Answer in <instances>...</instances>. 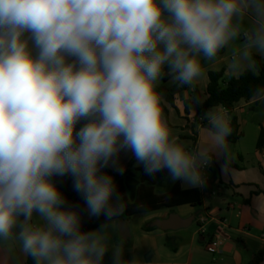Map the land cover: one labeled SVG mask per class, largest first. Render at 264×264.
<instances>
[{"label":"clouds","instance_id":"1","mask_svg":"<svg viewBox=\"0 0 264 264\" xmlns=\"http://www.w3.org/2000/svg\"><path fill=\"white\" fill-rule=\"evenodd\" d=\"M223 50L233 76L259 74L264 0H0V253L143 264L112 236L127 209L121 158L186 189L206 188L216 163L228 171L229 110L204 109L192 146L157 91L165 75L193 85ZM252 92L264 99V87ZM251 201L264 223V192Z\"/></svg>","mask_w":264,"mask_h":264},{"label":"crops","instance_id":"2","mask_svg":"<svg viewBox=\"0 0 264 264\" xmlns=\"http://www.w3.org/2000/svg\"><path fill=\"white\" fill-rule=\"evenodd\" d=\"M175 86L164 98L167 103L162 104L165 117L181 141L195 146L199 140L200 126L197 128V135L188 126L190 122H195L197 117V103L194 98L196 90L193 89V86L188 89L191 91V96L183 102L184 105L186 102L190 104L188 111H186L185 106V112H183L181 103L176 102L172 96V93L181 91L175 90ZM205 93L199 91L203 102L207 100ZM248 108L251 111L247 113L252 117L264 114V99H256L250 102L242 101L231 113L232 121L234 118L238 120L243 138L236 144H230L231 151L227 172H221L219 163L210 167L207 187L204 189L183 188L179 182L172 183L166 179V172L158 173L153 177L144 175L140 168L133 166L135 162L132 159L121 158V163L126 167V171L122 176L114 175L118 190L129 204L136 202L139 191L142 195L151 191L154 195L163 196L177 188L175 193L178 202L183 199L182 192L184 191V203H179L174 208H164L152 213L135 215L128 219H119L115 230L122 240L119 232L122 221L128 222L130 228L131 221L140 218L142 219L141 226H147V231H149L155 222L168 220L171 215H178L184 220L195 216L198 227L200 226V219L206 218L208 220L206 224L207 233L199 238L202 243L214 237H220L224 240V245L218 254L223 264H249L256 254L264 250V223L256 220L254 212L249 207L252 202L251 198L259 192H264V150L259 151L257 149L264 125L261 124L256 130L253 151H246L241 143L246 138V134L243 132V113ZM188 191H199V193L185 194ZM199 195L203 197L202 205L196 204L199 202ZM181 231L183 230L175 232ZM186 231L184 229V249L192 246L196 240L195 234ZM19 256L27 264L28 258L23 257L20 253Z\"/></svg>","mask_w":264,"mask_h":264},{"label":"rangeland","instance_id":"3","mask_svg":"<svg viewBox=\"0 0 264 264\" xmlns=\"http://www.w3.org/2000/svg\"><path fill=\"white\" fill-rule=\"evenodd\" d=\"M227 62V50L224 56L218 57L215 61L202 60L204 75L191 85L193 89L198 90V92H206L209 84L208 74L211 71L220 72L224 70L226 82L236 77L229 72ZM175 85L177 84L172 80L165 82L162 78L157 85V91L163 93V97L165 98L166 94L170 90H173ZM172 96H174L176 102L181 103V108L185 112L183 100L185 101L190 98L191 91L186 90L172 93ZM250 111L251 109L248 108L243 113V132L246 134V138L241 145L246 151L251 152L253 151V145H255L254 136L256 130L261 124L264 125V114L252 117L248 114ZM141 220L139 218L131 221V240L128 243L117 235L116 230L112 233L113 240L123 244L126 255L132 253L139 256L143 264H223L218 254H209L205 250V243H202L199 239L200 236L205 235L201 234L197 222L191 228L185 229L195 234L196 240L192 246L184 249V230L178 233L175 231H160L159 229L147 231V226H141ZM176 236L182 238H177ZM0 264H26V262L20 259L19 252L17 251L13 255L0 253Z\"/></svg>","mask_w":264,"mask_h":264},{"label":"trees","instance_id":"4","mask_svg":"<svg viewBox=\"0 0 264 264\" xmlns=\"http://www.w3.org/2000/svg\"><path fill=\"white\" fill-rule=\"evenodd\" d=\"M226 50L221 51L218 57L224 56ZM217 57V58H218ZM255 59L259 62L260 69L258 75H253L251 72H245L243 75L239 76L238 78H231L229 81H225V71L222 70L220 72L211 71L209 72V84L206 89V97L207 100L204 101L202 104H198V101H202V98L198 92L195 91V101L197 103V117L195 122H190L188 128L191 129L195 135H197V128L203 124V121L200 119V113L207 109L210 106L214 105H222L229 110L230 113H233L236 109L237 105L242 102H250L252 100H256L253 98L252 90L257 87H264V58L260 56H256ZM165 82H170L171 77L165 75L163 77ZM191 86H175V90L186 91L190 89ZM189 102L185 103L186 111L189 108ZM233 132L232 135L228 138L230 144H236L243 138V134L240 131V125L238 120L234 118L231 122ZM195 142L196 139L194 138ZM257 149L259 151L264 150V129L261 131L260 139L258 141ZM165 176V175H164ZM63 191L68 196L69 200L71 201H78V197L74 192L71 190V181L66 180L65 184L63 185ZM177 188H175L171 193L157 196L154 195L151 191L144 195L141 194V191L138 192L137 200L134 204H129L125 199L127 204V209L124 215L120 218H131L135 215L147 214L152 213L154 211H159L164 208H174L179 203H184V191L182 192V200L177 201L176 192ZM192 193L198 194L199 191H188L185 194L190 195ZM179 199V197H178ZM203 197L199 195V202L196 204L202 205ZM103 218H101L102 220ZM100 220H87L85 218V228H96ZM157 230V228H150L149 231ZM264 262V250L259 252L255 255L253 260L249 264H262ZM27 264H33L32 260L28 258Z\"/></svg>","mask_w":264,"mask_h":264},{"label":"water","instance_id":"5","mask_svg":"<svg viewBox=\"0 0 264 264\" xmlns=\"http://www.w3.org/2000/svg\"><path fill=\"white\" fill-rule=\"evenodd\" d=\"M196 220V217L189 219H181L178 215H171L168 220H159L152 225V228H157L161 231H179L190 228ZM119 232L124 241L131 240L130 228L128 222L122 221L119 226Z\"/></svg>","mask_w":264,"mask_h":264},{"label":"built area","instance_id":"6","mask_svg":"<svg viewBox=\"0 0 264 264\" xmlns=\"http://www.w3.org/2000/svg\"><path fill=\"white\" fill-rule=\"evenodd\" d=\"M209 171H210V168L206 170V175L208 179H209ZM207 221L208 220L206 218L200 219L199 228H200L202 235H205L207 233V228H206ZM223 245H224V240L222 238L214 237L205 242V250L209 254H213V255L219 254Z\"/></svg>","mask_w":264,"mask_h":264}]
</instances>
